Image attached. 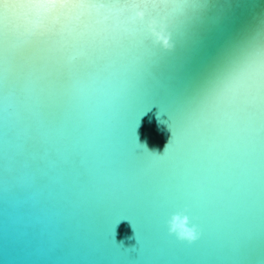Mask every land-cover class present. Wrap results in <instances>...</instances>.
Segmentation results:
<instances>
[{
    "label": "water",
    "instance_id": "water-1",
    "mask_svg": "<svg viewBox=\"0 0 264 264\" xmlns=\"http://www.w3.org/2000/svg\"><path fill=\"white\" fill-rule=\"evenodd\" d=\"M0 264H264V0H0Z\"/></svg>",
    "mask_w": 264,
    "mask_h": 264
},
{
    "label": "clouds",
    "instance_id": "clouds-1",
    "mask_svg": "<svg viewBox=\"0 0 264 264\" xmlns=\"http://www.w3.org/2000/svg\"><path fill=\"white\" fill-rule=\"evenodd\" d=\"M179 227L181 229L180 235L182 237H186L189 242H192L196 239V234L194 231L185 228L183 222H179Z\"/></svg>",
    "mask_w": 264,
    "mask_h": 264
},
{
    "label": "snow or ice",
    "instance_id": "snow-or-ice-1",
    "mask_svg": "<svg viewBox=\"0 0 264 264\" xmlns=\"http://www.w3.org/2000/svg\"><path fill=\"white\" fill-rule=\"evenodd\" d=\"M161 196H163L164 194L163 193H160Z\"/></svg>",
    "mask_w": 264,
    "mask_h": 264
}]
</instances>
